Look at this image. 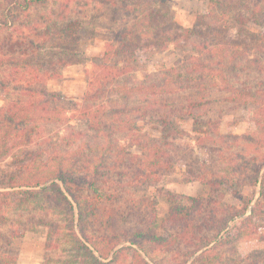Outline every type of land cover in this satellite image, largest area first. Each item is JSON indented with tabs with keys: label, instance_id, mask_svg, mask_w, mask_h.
Segmentation results:
<instances>
[{
	"label": "trees",
	"instance_id": "1",
	"mask_svg": "<svg viewBox=\"0 0 264 264\" xmlns=\"http://www.w3.org/2000/svg\"><path fill=\"white\" fill-rule=\"evenodd\" d=\"M47 1L25 0L24 8ZM98 1L110 6L116 16L131 19L113 31L110 47L91 70L84 103L86 110L95 109L85 124L109 137L131 136L135 142L130 149L114 139L105 141V136L103 142L93 137L72 154L48 153L45 161L38 154L4 172L0 188L10 190L0 191V208L15 212L19 219L8 228L7 246L13 237L44 225L50 235L60 232L63 236L70 256L65 264H117L124 252L132 264H165L153 257L155 251L177 256L168 264H264V249L239 256L240 262L224 258L219 251L264 228V120H259L260 134L224 135L243 139L241 152L220 153L217 159L210 155L194 164V169L185 163L189 178L206 185L208 193L197 197L167 192L169 209L161 221L155 200L127 196L132 187L161 182L176 167L175 159L185 156L174 154V148L183 149L177 141L183 137L184 123L192 121L193 130L201 134L221 133L223 113L211 106L216 90L225 92L226 103L264 116V81L252 86L239 75V67L242 72L248 63L264 70V0H205L206 11L189 27L170 16L168 0ZM85 27L79 19H51L43 30L34 29L44 38L37 46L27 41L18 43L19 49L10 44L0 48V92L6 99L0 109L1 152H8L10 139L27 125L54 120L52 105L63 96L50 91L45 81L72 62L69 47L77 44ZM171 45L184 54L179 63L164 68L154 79H132L135 64L145 63L149 53ZM114 96L123 102L107 107ZM142 125L159 129V137L138 132ZM253 145L254 152L244 153ZM199 147L208 150L203 141ZM114 168L119 169L116 178L111 177ZM258 184L260 196L251 206L253 198H245L243 186ZM221 190L238 197L241 205L217 195ZM48 209L62 214L64 222L31 216ZM123 241L131 245L115 250ZM16 263V256L0 247V264Z\"/></svg>",
	"mask_w": 264,
	"mask_h": 264
},
{
	"label": "rangeland",
	"instance_id": "2",
	"mask_svg": "<svg viewBox=\"0 0 264 264\" xmlns=\"http://www.w3.org/2000/svg\"><path fill=\"white\" fill-rule=\"evenodd\" d=\"M24 1L0 0V48L10 44L11 48L19 49L17 44L21 42L24 45L27 41H35L33 45L37 46L44 41V38L34 29L43 30L45 23L51 19L59 22L79 19L86 24V27L79 34L77 44L69 47L73 53L72 62L62 67L58 76L45 81L50 91L60 93L63 96L61 100H56L52 105L54 108L52 114L55 115L54 120L33 122L10 139L8 152L0 151V183L5 182L3 180L5 179L4 172L11 171L16 167V164L26 162L38 154L42 161H45L48 153L52 152L64 151L67 153L69 151L72 154L74 149H77L83 142L91 141L93 137L94 141L103 142L105 136V141L114 139V142L116 140V142L120 141L121 145L130 149L132 142H135L131 136L128 137L125 134H114V136L109 137L102 131L88 129L85 121L93 116L91 114L95 108L92 106L93 108L86 110L87 107L84 103V95L88 90L91 70L95 69L96 65L102 61L105 50L110 47L108 43L112 42L113 31L124 24L127 21L126 19L131 18L116 16L110 6L102 4L98 0H48L46 4L31 2V5L25 8ZM129 1L136 4L142 0ZM167 6L170 16L177 23L189 27L195 23L199 14L206 11L207 1L168 0ZM6 22H9V24L6 25ZM51 44V41L48 42V45ZM183 55V52L174 45L153 51L149 53V59L145 63H137L132 67L131 77L137 81L146 78L149 80L154 79L164 68L179 63ZM261 61L264 62V60ZM245 65L246 69L242 72L239 67V75L242 81L252 86L260 80L264 81V70L258 71L255 63ZM1 68L2 66H0V75H2ZM224 93L216 90L211 97L214 102L211 106L214 107L215 111L223 113V122L219 129L221 133L218 135L201 134L193 130L192 121L184 123L183 137L177 141V143H181L183 149L178 151L177 148H169L171 151L173 148L175 149L174 154H176V157L185 153V156H182L180 160H178L179 158L175 159L178 162H175L176 167L174 170L157 184L140 185L129 189L127 196H134L143 201H149L150 199L156 201L159 221L165 218L168 213L169 204L165 197L167 192L172 191L181 195L197 197L205 196L208 193L206 185L189 178L190 175L187 173L189 168H186L185 163H189L194 169V164L197 166V164L202 163L201 160H206L207 157L210 158V155L217 159V155L220 153L221 155H229V153L235 155L237 150L240 151L243 148L245 142L243 139L234 140L224 135L262 133L259 120L263 121L264 116L260 117L252 108L226 103L224 101L226 94ZM13 97H16V95H13ZM116 98V96L112 97L107 107L113 103L121 104L123 102ZM5 100L4 95L0 92V109L5 104ZM87 111L91 113L87 115ZM142 126V129H139L138 132L146 131L159 137L161 133L159 129L156 130L149 125ZM262 136H264V133ZM198 137H201V142L197 141ZM202 141L208 150L200 149L199 143H202ZM190 150H193V154L189 153ZM249 152H254V145L253 147L249 146L248 150L244 151V153ZM115 158L116 156L113 155L111 158L113 159L111 160L112 164L115 163ZM114 169L115 171L111 173L112 178L117 177L116 172L119 170ZM105 185V188L108 189V183ZM114 185L117 189L121 188L116 183ZM9 190L10 188H0V191ZM260 191L261 184L243 186L245 198H253L251 206L260 196ZM217 195L232 204L241 205L238 197L227 190H221ZM1 213L4 214L0 216L2 221L0 224V247L2 251L6 249L8 253L16 256V264H65V260L70 258L65 250L66 244L62 241L64 238L59 234L60 232L50 235L48 227L44 225H38L32 230H27L22 236L13 237L11 245L7 246L6 239H9L10 233L8 228L12 222L18 223L19 219L15 212L9 211L7 208L1 207L0 215H2ZM37 214L44 217V219H52L58 224L64 222L62 214L58 213L57 210L48 209L40 213L33 212L31 216L37 217ZM23 219L25 221L27 217ZM77 219L75 210L76 223ZM240 219L238 217L235 221ZM89 232H92L91 228ZM128 245H131L130 242L123 241L116 246L115 250H121ZM261 249H264V228L260 232H253L241 239H235L230 245L221 246L219 251L224 258L237 259L240 262L239 256ZM152 255L165 264L177 257L174 255L170 258V255L163 251H155ZM117 264H132L129 254L124 252L119 255Z\"/></svg>",
	"mask_w": 264,
	"mask_h": 264
}]
</instances>
